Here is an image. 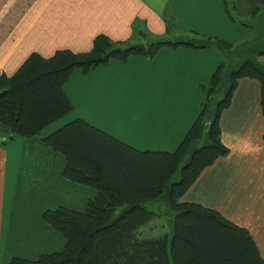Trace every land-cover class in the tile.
<instances>
[{"label":"crops","instance_id":"crops-1","mask_svg":"<svg viewBox=\"0 0 264 264\" xmlns=\"http://www.w3.org/2000/svg\"><path fill=\"white\" fill-rule=\"evenodd\" d=\"M258 8L257 17L264 13V0H0V77L13 76L34 53L51 58L60 50L88 52L100 35L132 43L198 34L237 46L254 38V29L241 22L250 21ZM223 62L215 49L164 46L152 58L134 55L88 73L77 69L64 85L71 113L40 136L0 132V264L62 251L66 239L43 220V212L59 206L84 211L96 194L63 176L64 156L41 138L82 119L137 150L173 153L200 114L211 77ZM258 62L264 64V56ZM219 125L229 153L206 167L182 200L213 208L248 229L264 258L258 80H238Z\"/></svg>","mask_w":264,"mask_h":264},{"label":"trees","instance_id":"trees-1","mask_svg":"<svg viewBox=\"0 0 264 264\" xmlns=\"http://www.w3.org/2000/svg\"><path fill=\"white\" fill-rule=\"evenodd\" d=\"M259 11L241 22L254 29V38L237 46L198 34L148 45L100 35L88 52L60 50L51 58L34 53L13 76L0 77V132L31 138L73 111L64 85L77 69L88 73L134 55L152 58L164 46L215 49L224 59L200 114L173 153L137 150L82 119L41 138L64 156L63 176L96 194L84 211L59 206L43 212V220L66 239L62 251L36 260L14 257L7 264H264L248 229L213 208L182 200L203 170L229 153L219 120L240 78L260 82L264 116V64L258 62L264 56V13L257 17ZM167 22L170 29L172 16ZM156 201L173 213L171 239L142 235L143 229L162 226L160 213L147 206Z\"/></svg>","mask_w":264,"mask_h":264},{"label":"rangeland","instance_id":"rangeland-1","mask_svg":"<svg viewBox=\"0 0 264 264\" xmlns=\"http://www.w3.org/2000/svg\"><path fill=\"white\" fill-rule=\"evenodd\" d=\"M263 22H264V18H263ZM262 27L264 28V23H263V26ZM152 41H156V40H152V39H148L147 38L145 40H141L140 42H132L130 44L131 45H137L138 43H143V45H148L149 42H152ZM44 133H46V132H44ZM178 180H179V174H177L174 177V181H178ZM147 206L149 208H151V209H153V210H155V211H157V212L160 213V216H161V218H160L161 220L160 221L162 223V226L158 230L157 229H154V230L143 229L142 230V235L143 236H157V235H160V234H169L168 236L171 239V236H172V218H173V213L170 212L168 206L165 203H161V201H156V204H150L149 203V204H147ZM120 210L121 209H119L116 212V215L120 212Z\"/></svg>","mask_w":264,"mask_h":264}]
</instances>
